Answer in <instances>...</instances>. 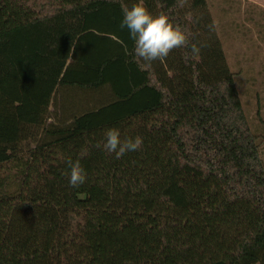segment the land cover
Instances as JSON below:
<instances>
[{
  "label": "trees",
  "instance_id": "trees-1",
  "mask_svg": "<svg viewBox=\"0 0 264 264\" xmlns=\"http://www.w3.org/2000/svg\"><path fill=\"white\" fill-rule=\"evenodd\" d=\"M136 2L0 0V264H264V10L144 0L189 38L148 65Z\"/></svg>",
  "mask_w": 264,
  "mask_h": 264
},
{
  "label": "clouds",
  "instance_id": "clouds-1",
  "mask_svg": "<svg viewBox=\"0 0 264 264\" xmlns=\"http://www.w3.org/2000/svg\"><path fill=\"white\" fill-rule=\"evenodd\" d=\"M186 0H181V6ZM121 29L129 30L130 38L134 41L135 56L151 65L153 61L162 60L168 56L171 50L188 46L189 38L182 27L175 23L169 15L161 11L153 15L146 7L144 0H137L131 8L123 10ZM196 44L191 45V51L198 54L200 48ZM106 142L103 148L108 153H115L120 158L130 151H137L143 145L141 136L120 138L117 128L109 129L106 134ZM70 168L69 185L79 187L85 182L86 171L79 160L66 162Z\"/></svg>",
  "mask_w": 264,
  "mask_h": 264
},
{
  "label": "rangeland",
  "instance_id": "rangeland-1",
  "mask_svg": "<svg viewBox=\"0 0 264 264\" xmlns=\"http://www.w3.org/2000/svg\"><path fill=\"white\" fill-rule=\"evenodd\" d=\"M244 1H246V2H248V3H250V4H253V5L259 7L260 9L264 10V0H244ZM210 3H211L212 6H214V8L211 9V12H212L213 14H214V13L216 14V11L219 9L218 5H219V4L221 5L220 0H210ZM221 6H222V5H221ZM218 14H219V13H218ZM244 16H246V14H245ZM243 18H244V17H239V18H237V21L240 22V20H243ZM225 21L228 22V20H225ZM259 21H260V20H258V22H259ZM261 23L264 25V22H261ZM244 25H245L246 30H251V31L249 32V34L246 36L245 39H242V40H241L242 42H240V43H237V42L233 43V46H234V47H232V48L229 49V51H228L229 54H230V53L236 54V56H238L239 59H240L241 57H243V56H246L247 53L250 55L251 52H250V50H248V42H247V38H248V36H249L250 34H252V35H251L252 38H255V35H256V32L254 31V27H255V26L252 27V26H251L250 24H248L247 22H245ZM227 31H228V32H237L235 28H232V30H229V29H228ZM238 32H239V31H238ZM254 34H255V35H254ZM256 36H257V35H256ZM230 62H231V63H234V62L231 61V60H230ZM257 69H258V66H257ZM241 76H242V74L239 75V76L237 77V79L239 80V82L237 81V85H238L239 88L241 89V92H243V91H244V88H245V85L242 84V83H240Z\"/></svg>",
  "mask_w": 264,
  "mask_h": 264
}]
</instances>
